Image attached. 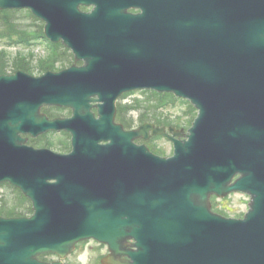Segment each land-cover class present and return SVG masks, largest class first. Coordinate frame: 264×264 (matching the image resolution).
Instances as JSON below:
<instances>
[{
  "label": "water",
  "instance_id": "obj_1",
  "mask_svg": "<svg viewBox=\"0 0 264 264\" xmlns=\"http://www.w3.org/2000/svg\"><path fill=\"white\" fill-rule=\"evenodd\" d=\"M131 1L0 0L30 8L85 62L0 75V183L34 210L0 216V264H46L39 254L65 256L92 237L132 258L123 264H264V0ZM135 89L189 99L188 132L116 123L117 98ZM49 104L73 115L50 119ZM61 130L70 153L22 136ZM150 130L174 142L173 156L134 142ZM236 191L251 196L244 218L212 212L211 195Z\"/></svg>",
  "mask_w": 264,
  "mask_h": 264
},
{
  "label": "trees",
  "instance_id": "obj_2",
  "mask_svg": "<svg viewBox=\"0 0 264 264\" xmlns=\"http://www.w3.org/2000/svg\"><path fill=\"white\" fill-rule=\"evenodd\" d=\"M13 16H16L15 13H13L11 10H5L0 11V22L3 24L5 29V35L8 37L9 40L12 42H27L29 38H38L43 35V26H40L39 28H35L33 30L30 29L29 24L24 23L23 21L19 20L17 16L14 18ZM35 24V23H32ZM54 50L51 57H49L47 60L42 61L41 63V70L46 69H52L56 68L57 65H66L67 62L71 60V54L68 53L65 49H61L60 47H57L58 44H54ZM10 67H13L14 69L18 67H22L24 69H28V62L25 58L17 57L13 60L12 65L9 64V59L7 58V54L4 52L0 53V74L6 73ZM146 97L142 100H137L136 105L132 106L135 108H141L139 104L141 105L143 101L147 102V112H143L144 115L142 117L148 118V117H157L158 115L160 117L156 118L160 121H168V118H165L166 116H170L172 114H166L164 108L170 105H175L178 102V99L171 93H157L154 91H147L144 92ZM145 102V103H146ZM139 103V104H138ZM151 103H155L156 107L153 109L149 107ZM153 107V106H152ZM122 109H120L119 112V119L124 122L125 124H130L131 121L127 118L125 107L122 105ZM60 108H47V111L50 114H57L58 111H61ZM194 108L190 105V109L188 112H186V115L188 117L189 113L193 111ZM171 117V116H170ZM191 118L188 120H183V123L190 122ZM66 136V135H65ZM67 139V140H66ZM35 143L39 144H46L49 146L57 147L60 150L67 151L70 148L69 139L64 137L63 141L58 140L53 141L49 137V135H44L43 137H40L39 139L34 140ZM6 188L10 189V192L0 197V214L5 216H25L32 212L31 202L28 198H26L20 190L17 188L5 184L3 185Z\"/></svg>",
  "mask_w": 264,
  "mask_h": 264
},
{
  "label": "rangeland",
  "instance_id": "obj_3",
  "mask_svg": "<svg viewBox=\"0 0 264 264\" xmlns=\"http://www.w3.org/2000/svg\"><path fill=\"white\" fill-rule=\"evenodd\" d=\"M2 27L0 26V50H5L8 55L13 58L16 54H23L24 56L27 57V60L30 61V68L33 71L34 74H39V66L40 63L48 58V51L44 48L41 47L40 49L36 48V47H30L27 50L24 49L23 47H9L5 44V38H4V34H2L1 31ZM4 38V39H3ZM146 97L145 93L142 91H138V92H134L131 95H129L127 98H124L123 101L125 103H134L136 104L137 100H142ZM146 101L140 102L142 103L141 105L139 104V106L141 107L140 109L143 112H147V102ZM153 106V107H152ZM150 108H154L156 107V104L151 103L149 105ZM190 109V104L188 102H183V101H178L175 105H170L165 107V110L167 112L172 113L173 115H179L181 116V120H188L190 118H192V116L194 115V111H191L187 117L186 112H188V110ZM133 116L135 118V120H137V124L140 125V121H139V111L136 110L133 113ZM51 139H53V141H58L59 139H61V137L59 135H55L54 136H50ZM157 145L161 148V150L165 153V155H171L173 152V147H172V143L170 141H168L167 139H160L158 141H156ZM54 148V147H53ZM57 149V148H54ZM10 189L6 188V187H0V197L9 193ZM250 201V198L248 195L245 194H241V193H235V194H231L225 198H216L215 199V205L217 206V208H220L221 210H224L227 214L231 215V216H238V215H242L248 208V203Z\"/></svg>",
  "mask_w": 264,
  "mask_h": 264
},
{
  "label": "flooded vegetation",
  "instance_id": "obj_4",
  "mask_svg": "<svg viewBox=\"0 0 264 264\" xmlns=\"http://www.w3.org/2000/svg\"><path fill=\"white\" fill-rule=\"evenodd\" d=\"M91 7H83L84 10H89ZM21 12H29V10L24 9L20 10ZM131 11L140 12L142 11L141 7H132ZM39 19L37 22L41 24ZM155 123V122H154ZM158 125L157 123H155ZM133 241L128 240L126 242V248L132 249ZM113 250L105 243H99L95 240H88L80 242L77 244L75 251L70 254L65 260L64 264H105L103 263V258L107 255L113 254ZM58 256L56 255H44L40 259L45 262H52L56 260ZM122 258H127V255H122ZM111 264V263H108Z\"/></svg>",
  "mask_w": 264,
  "mask_h": 264
},
{
  "label": "bare ground",
  "instance_id": "obj_5",
  "mask_svg": "<svg viewBox=\"0 0 264 264\" xmlns=\"http://www.w3.org/2000/svg\"><path fill=\"white\" fill-rule=\"evenodd\" d=\"M106 2H111V0H104ZM119 3H123V4H126V5H130L132 3L131 0H117ZM148 1V0H147Z\"/></svg>",
  "mask_w": 264,
  "mask_h": 264
}]
</instances>
